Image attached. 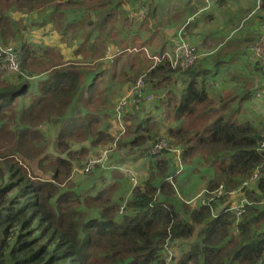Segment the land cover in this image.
Instances as JSON below:
<instances>
[{
    "label": "trees",
    "instance_id": "trees-1",
    "mask_svg": "<svg viewBox=\"0 0 264 264\" xmlns=\"http://www.w3.org/2000/svg\"><path fill=\"white\" fill-rule=\"evenodd\" d=\"M198 1L209 11L220 2L205 8L204 0ZM124 3L0 0V44L17 40L21 52L20 74L15 78L0 74L6 82L0 83V130L12 129L21 144L24 140L30 144L29 151L40 157L36 165L41 173L27 174V154L25 159L19 154L21 161H15L19 150L0 152V264H165L167 250L175 252L169 264H264V124L240 121L236 119L240 112L231 108L251 98L253 83L240 71L242 81L212 99L207 92L212 84L208 75L215 76L211 69L221 61L219 57L213 56L209 63L200 55L197 62L181 70L163 58L154 61L144 44L117 49L114 61L133 54L122 69L114 61L111 69L95 66L101 63L102 53L116 45L114 38L124 35L119 43L137 39L139 34L131 30L143 31L144 22L155 14L153 0L142 2L143 22L141 18L142 23L133 22L121 10ZM18 14L29 16L26 27L15 20ZM50 24L55 30L60 27L61 40L81 39L74 55H89L90 61L78 68L72 61L55 67L59 63H52L51 56L61 55L54 51V42L43 46V41L37 43L33 37L31 43L26 40V28L29 34ZM196 40L200 43L199 37ZM37 50L51 59L46 69L36 61ZM163 53L160 48L155 56ZM255 60L253 67L263 69ZM88 65L93 66V73L87 76ZM139 77L155 92L179 81L182 87L178 94L169 90L166 99L150 101L146 111L142 91L127 98L121 120L130 137L118 142L117 149L142 152L151 167L142 184L130 189L119 213L120 205L112 201L114 190L105 187L107 179H100L103 182L94 195L77 192L69 179L75 159L72 149L80 146L79 154L84 152L82 144L112 141L107 112L108 101L114 97L116 82L112 81L118 78L121 83L134 84ZM23 95L24 101L16 103ZM153 108L156 115L163 109L177 123L166 129L169 148L162 152L179 148L182 166L171 155L148 154L161 136ZM46 124L56 130L53 146L57 152L49 151L38 128ZM253 175L256 180L241 188ZM220 186L222 196L214 197L209 205L188 204L199 194L206 202L209 193ZM233 191L246 201L238 216L230 210L237 201L230 196Z\"/></svg>",
    "mask_w": 264,
    "mask_h": 264
},
{
    "label": "rangeland",
    "instance_id": "rangeland-1",
    "mask_svg": "<svg viewBox=\"0 0 264 264\" xmlns=\"http://www.w3.org/2000/svg\"><path fill=\"white\" fill-rule=\"evenodd\" d=\"M126 3L123 4L121 7V10L125 12L126 14L129 13V19H131L133 22L142 23V15H141V21L140 22V13L143 11L144 6H141L142 2H145V4H148L149 0H141V1H132V0H123ZM251 0H241V5L243 7H247L246 12L239 18V21L236 22L234 29L235 32H238L240 30V25L244 28L246 26H250L251 22L253 20H246V17L250 10H252L253 5L251 4ZM153 6H155V14L151 17L147 18L144 22L143 31L138 30L137 27H134L131 30L135 33H138L139 36L135 40H126L123 43H119L120 40L123 39L124 35H118V37L114 38L113 40L116 41V45L113 46V48L110 51V57L107 59L106 52H103L101 55V58L99 60L98 64H95V66L103 67V68H109L113 67V61L116 56L117 49L125 47V45H130L134 43V46L138 45H145L146 52L148 56L151 57L152 53L153 56L157 55L156 52L160 50V48L164 49L165 51H169L175 44L176 40H178L181 36H178V33L181 30V34H183L185 37L183 38L189 47L196 48V50L193 52L194 55H198L199 53L205 51V50H211L213 47H215L218 43H214L211 38H208L206 41V44L204 45V50L200 49V46L196 47L195 40L199 37L200 38V44L203 42L202 37H204V34L206 32H216L217 35L220 34H228L232 29L233 26L225 28L224 27V18L222 15L218 13H222L224 11V4H221L217 6L215 9H213L210 14L202 16V13H205L210 9H202V4L198 0H153ZM146 6V5H145ZM247 14V15H246ZM246 15V17H245ZM211 16V20L208 19V17ZM245 17V19H244ZM15 20H21V25L23 27H26L29 21V16H24L18 14L16 16ZM69 21V20H68ZM255 21V20H254ZM258 24V34L256 36V40L253 43H256L259 37V22L256 21ZM187 26V27H185ZM121 26H119L120 28ZM27 29V28H26ZM25 29V38L31 39L32 37L36 38L34 39L37 41V43H40L43 41L42 45L45 46L46 44H51V42H54L53 47H55L54 51L59 53L61 56L58 57L56 55L51 56L52 63H59L57 66H63L68 64V61H72V63L78 68L84 66V64L88 61H90V56H75L74 52L79 48L81 39H73L70 42L61 40V32L60 27L58 26V29L55 30L52 28L51 24L46 25L45 27H39L37 30L34 31V34H30L32 31H30L29 34L26 33ZM29 30V29H28ZM44 30V31H43ZM225 32V33H224ZM21 34V33H20ZM71 36V35H70ZM69 36V37H70ZM77 36V35H75ZM68 37V39H69ZM67 39V40H68ZM102 39V38H101ZM19 41H11L9 46L14 47L15 49H18L19 47ZM204 43V42H203ZM17 46V48L15 47ZM129 54V53H126ZM131 56H123L121 59L115 60L114 62H120L121 65H119V69H122L123 66H125L128 63V60L133 59ZM145 56V55H144ZM143 57V56H141ZM146 57V56H145ZM147 58V57H146ZM51 59L47 53H44L42 50H37L36 54V61L38 63H43L45 65V69L48 67L49 64H51ZM136 63L140 62V57L136 56ZM148 59V58H147ZM152 60V59H151ZM204 61V60H203ZM21 63V59L19 61ZM82 62L83 64H80ZM145 62V60H144ZM194 62H197L195 60ZM202 62V61H201ZM3 66V64H2ZM0 67V74L3 76V74L6 78H15V76L19 75V69L10 72L8 70H5L3 67ZM21 65H19L20 67ZM87 76L91 75L92 71V65L87 66ZM174 68V67H173ZM247 71H244L246 73ZM41 73V72H40ZM100 74V71L97 73ZM107 74V73H106ZM246 75L250 76L249 73ZM245 75V76H246ZM105 78H107V75H104ZM142 77H139L137 80H135V83H121L120 80L117 78L116 80H113L112 83H114L113 86V93L114 97L112 100L108 101V109L107 112L111 115L110 117V128L108 131L112 132V141H107L103 144L99 145H90L89 143L82 144L81 146L84 148L83 153H79V148L74 147V144L72 147V151L74 154V161H73V169L71 172V175L69 177L70 181L75 182L77 192L81 194H89L94 195L97 190L100 188V184L102 181H100L101 178H106L108 184L105 187H112L114 190V193L112 195V201L115 203H118L120 205L119 207V213L123 211V208L125 207L126 203L125 200H127L129 197L130 189L134 187L135 185L142 184L143 180H145V177L147 176V172L149 171L151 164L149 163V158L142 156V152H135L130 153L128 150V147H122L119 150L117 149V143L120 141H126L130 135L127 134L126 131V124L122 122V116L126 113V111H117L115 108V105L117 102L123 98H131L134 94L133 88L136 85V83L139 81V79ZM209 80L214 84L213 81L215 76L209 74L208 75ZM176 79H178V76H176ZM39 80L36 79L35 81H31V83L35 84V82ZM4 81V78L0 79V83ZM262 81H264V77L262 78ZM6 83V82H3ZM109 83L110 85L112 84ZM181 84V81L170 84L165 89H160L158 92H155L154 90H150L148 85H143L142 93L145 98V111L149 108V105L152 101L162 98L166 99L167 95L166 93L170 90V92H174L178 94L180 92L179 85ZM217 84V83H216ZM110 87V86H109ZM182 87V86H181ZM255 88L258 89V91L261 90V85H255ZM260 89V90H259ZM220 90V87H217V85H208L207 92L212 97V99L215 98V94ZM160 93V94H159ZM171 95V94H170ZM169 96V95H168ZM23 99L24 101V95L23 97H18L15 99V102L18 103ZM151 101V102H150ZM150 102V103H149ZM241 105H244V108L241 113L236 115V119L240 121H250L253 124H264V98H257L255 96L252 97V100H249V102L245 101ZM237 106L236 103H233L231 108L235 109ZM215 107H218L216 105ZM8 109V108H6ZM139 108H135L137 110ZM142 109V110H143ZM217 109V108H216ZM141 113H145L142 112ZM233 111H230L232 113ZM153 116V115H152ZM154 117V118H153ZM152 118L155 119L154 122L156 124V127L159 131H162V133L165 132L166 129H169V127H177V123L174 121L171 114L165 115V111L162 115H154ZM119 124H122L125 126V130H123V133H119L118 126ZM41 132L44 133V136L46 138V146L49 151L57 152L55 147L53 146L54 138L56 137V130L51 124H46L38 127ZM124 129V128H123ZM168 135V134H167ZM161 137V136H160ZM30 144L26 140L21 144L20 139L14 134V131L11 129L9 131L6 130H0V152H6L8 149H17L20 152L18 155L16 154L15 161H21L19 158V154L25 159L24 155H28V160L26 159V171L27 174H34L35 175H41V173L37 170L36 161L40 159V157L37 156V153L35 151H29ZM77 149V150H76ZM167 150V148H164ZM168 151V150H167ZM162 155H171V153L164 154L161 150ZM181 153V151H180ZM172 159V155L170 156ZM91 160L99 161L98 165L95 166L92 170L85 172L84 169L87 165V163ZM48 161H44V165H47ZM176 165L178 166L177 162ZM182 166V164H181ZM112 167V168H111ZM114 168V169H113ZM119 168V169H117ZM184 168V165H183ZM201 169V168H200ZM205 170V168L202 169V171ZM185 174V172H184ZM183 176V170L181 173L178 174V177L181 179ZM46 178V176H44ZM136 182V183H135ZM114 187H113V186ZM102 186L104 187V183H102ZM234 198L236 200L241 199V194L234 195ZM203 199V195L199 194L196 195L192 200L188 202V204H191V207H194L199 203V200ZM165 260L168 261V258L165 256ZM169 264V263H168Z\"/></svg>",
    "mask_w": 264,
    "mask_h": 264
},
{
    "label": "crops",
    "instance_id": "crops-1",
    "mask_svg": "<svg viewBox=\"0 0 264 264\" xmlns=\"http://www.w3.org/2000/svg\"><path fill=\"white\" fill-rule=\"evenodd\" d=\"M251 2H252L251 4L253 5V0H251ZM220 4H224V7H225L222 13H218L222 15L224 18V22H225L224 27L228 29V27L233 26V29L228 34L226 33V34H220V35H217L215 31L206 32L204 34V37H202V40L204 43L202 42L201 44L197 40H195V43H196L195 46L196 47L200 46V49L202 50H204L203 47L206 44V41L208 38H211L214 43H218L211 50H205L201 52L203 53L205 57L208 58L209 63H211L213 56H216V58L219 57V59L221 60V61H218L219 59H217L219 63L215 67L213 66L212 69L209 68L211 70H215V78L213 81L215 82L214 85H217V87H220V90L218 91V93H225L231 87H233L237 83H240L243 79L242 78L240 80V77H238V74L240 71H242V74H243L242 77H247V79H249L253 83L254 86L261 85L262 86L260 87L261 90H264V81H262V78L264 77V68L256 69L253 67V62L255 58L249 48V46L256 40V36L258 34V24L255 18L258 15V13L254 15V18H246V20H253L250 26H246L244 28L243 26L240 25V30L238 32H235L236 31L234 29L235 24L236 22L239 21V18L246 12L247 7H243L241 5V0H220L219 5ZM142 10L143 12L142 14H140V18H141V15L142 16L144 15V9L142 8ZM211 11H208V13L205 12L203 14L208 15L210 14ZM32 33L34 34L33 31L31 32V34ZM183 34H181V37L184 38L185 36ZM32 39L33 41H35L34 39L36 38L33 37ZM27 40L29 43H31L30 39H27ZM225 46L226 47L228 46V48H225ZM106 54H107V59H108L110 52L108 51ZM105 69H109V68H105ZM244 71H247V72L244 73ZM247 73H249L250 76L246 75ZM174 78L176 79V76H174ZM103 79L106 80L107 78H105L104 76ZM210 85H213V83ZM179 88H181V85H179ZM253 89L254 90H253V94L251 98L244 100L242 103H244L245 101L249 102V100H252V97L254 96V91H258V89L255 87ZM157 100L158 99H156V101ZM241 104L237 105L236 107V110L238 111V113L239 112L241 113L244 108V105H241ZM163 113H164V110L162 109L161 111L158 112L157 115H162ZM152 115L153 116L156 115L155 108H153ZM162 131H159V134H161L162 136H165L163 134L166 133L167 131H165L164 133H162ZM171 154L173 155V159L175 160L174 154L173 153Z\"/></svg>",
    "mask_w": 264,
    "mask_h": 264
},
{
    "label": "built area",
    "instance_id": "built-area-1",
    "mask_svg": "<svg viewBox=\"0 0 264 264\" xmlns=\"http://www.w3.org/2000/svg\"><path fill=\"white\" fill-rule=\"evenodd\" d=\"M219 0H204L205 8H210L212 5L216 4ZM143 12V11H142ZM142 12L140 14H142ZM258 13V15L255 17L256 20L259 22V37L256 43L251 45V52L254 55V58L264 66V0H253V9L248 13L246 18H254V15ZM139 14V15H140ZM181 30L178 33V36H181ZM16 47V46H15ZM17 48V47H16ZM195 48H190L187 42L180 37L178 40H176L174 46L169 50L165 51L161 56H154L153 59L156 62H159L162 60H166L168 64L173 68H180L181 70H185L188 68L196 58H199L200 55H203V53H199L198 55H194ZM20 51L19 48L15 49L12 46L9 45H1L0 44V59L3 64V68L5 70H8L10 72H14L19 69V61H20ZM143 81L139 79V81L136 83V85L133 88L134 93H141L142 88H143ZM254 96L261 99L264 98V90L260 91H255ZM137 103V102H136ZM127 104V98L123 97L121 98L116 105V110L117 111H122L124 105ZM137 107V106H135ZM119 133L123 132V125L119 124L118 126ZM166 131V130H165ZM160 137V139L151 145V147L148 150V154L151 156H161V150L163 151L164 148H169L168 147V135L167 132L164 133ZM171 153L174 154L175 156V161L179 166H181V153L179 148H171ZM170 153V152H169ZM172 155V154H171ZM173 158V156H172ZM99 161H94L91 160L87 163L84 171L88 172L92 170L95 166H97ZM112 168V167H111ZM119 169V168H117ZM256 180V175H253L251 179L248 181H245L242 183V187H247L250 184V181L254 182ZM251 182V183H252ZM136 183V182H135ZM237 191H233L231 193V198H234V195H236ZM210 197L209 199L205 202L204 199H200L201 202L200 204L203 205H209V202L213 200L214 197H219L222 196L223 194V189L220 186L218 189L212 191L209 193ZM245 200L238 199L235 203H233L230 206V210L234 211L236 216H238L241 212V209L243 207V204L245 203ZM175 256V252L171 250H167L166 257L168 258V261L165 260V264H168L169 261L171 260L172 257Z\"/></svg>",
    "mask_w": 264,
    "mask_h": 264
},
{
    "label": "flooded vegetation",
    "instance_id": "flooded-vegetation-1",
    "mask_svg": "<svg viewBox=\"0 0 264 264\" xmlns=\"http://www.w3.org/2000/svg\"><path fill=\"white\" fill-rule=\"evenodd\" d=\"M167 142H168V140H167Z\"/></svg>",
    "mask_w": 264,
    "mask_h": 264
}]
</instances>
